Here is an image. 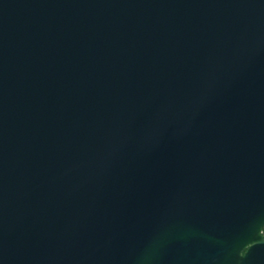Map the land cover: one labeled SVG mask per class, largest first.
Segmentation results:
<instances>
[{"label": "water", "instance_id": "95a60500", "mask_svg": "<svg viewBox=\"0 0 264 264\" xmlns=\"http://www.w3.org/2000/svg\"><path fill=\"white\" fill-rule=\"evenodd\" d=\"M264 0H0V264H264Z\"/></svg>", "mask_w": 264, "mask_h": 264}, {"label": "flooded vegetation", "instance_id": "af4514ba", "mask_svg": "<svg viewBox=\"0 0 264 264\" xmlns=\"http://www.w3.org/2000/svg\"><path fill=\"white\" fill-rule=\"evenodd\" d=\"M262 236L264 237V227L262 228Z\"/></svg>", "mask_w": 264, "mask_h": 264}]
</instances>
